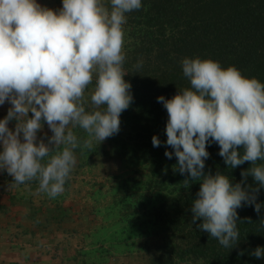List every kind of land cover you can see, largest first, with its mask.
I'll return each instance as SVG.
<instances>
[{"label":"clouds","instance_id":"1","mask_svg":"<svg viewBox=\"0 0 264 264\" xmlns=\"http://www.w3.org/2000/svg\"><path fill=\"white\" fill-rule=\"evenodd\" d=\"M142 6V0H62L53 9L38 0H0V106L10 105L0 118V171L16 184L37 180L55 198L77 164L74 129L87 133L84 146L119 132L121 113L134 99L123 68V26L126 14ZM181 65L190 87L157 97L168 114L164 155L176 157L173 170L185 175V188L200 182L192 223L200 221V231L232 249L240 240L237 209L264 208L257 200L264 188V82L211 58L185 57ZM45 123L51 135L40 136ZM161 143L153 135V147ZM211 143L231 170L251 162L240 181L205 171ZM248 176L258 183L248 184ZM250 255L264 258V246Z\"/></svg>","mask_w":264,"mask_h":264},{"label":"trees","instance_id":"2","mask_svg":"<svg viewBox=\"0 0 264 264\" xmlns=\"http://www.w3.org/2000/svg\"><path fill=\"white\" fill-rule=\"evenodd\" d=\"M142 3L141 9L126 14L123 26V68L128 73L125 79L131 82L134 99L121 113L119 132L103 142L94 140L90 146H84L87 133L79 127L74 129L80 146L74 150L77 164L65 184L66 194L83 166L97 164L102 158H116L122 173L109 191L110 203L105 208H94L109 221L97 238L106 256L113 252L143 254L144 264H264V258L250 255L257 246H264V208L259 214L254 206L237 209L240 240L232 249L200 231L196 226L200 221L192 223L190 207L200 182L192 181L185 188V175L173 170L176 157L168 159L164 155L165 148L170 149L164 143L168 114L157 101L161 94L171 98L179 89L190 87L182 71L181 61L185 57L211 58L223 67L234 65L243 75L264 82V0ZM91 89L92 85L85 92L89 101L85 107L89 110L93 107ZM5 115L0 114V118ZM14 126L15 121H10L9 127ZM45 133L51 135L46 123L38 135ZM153 135L159 136V147H153ZM207 148L210 156L205 162L206 172L224 171L235 183L242 179V170L251 166L246 161L231 170L218 154V144L211 143ZM247 183L258 182L248 176ZM23 184L39 189L37 180ZM10 200L13 202L14 197ZM257 200L264 203V188ZM56 208L63 213L61 216L41 218L38 214L48 208L31 206V214L38 215L36 227L46 230L50 223H60L67 212L64 206ZM22 226L26 233L30 231L29 226ZM108 227L112 232H107Z\"/></svg>","mask_w":264,"mask_h":264},{"label":"crops","instance_id":"3","mask_svg":"<svg viewBox=\"0 0 264 264\" xmlns=\"http://www.w3.org/2000/svg\"><path fill=\"white\" fill-rule=\"evenodd\" d=\"M9 107L7 102L0 106V114L7 113ZM99 162L83 166L73 177L68 193L64 190L55 198L30 185H18L6 171H0V264H118L120 257L130 254L113 252L106 256L97 241L102 226H109L104 213L94 211L102 205L101 190H97L102 184L95 185L90 172ZM59 205L67 212L60 223L52 222L46 230L36 227L38 215L61 216L56 208ZM31 206L48 210L35 217ZM22 225L29 226L30 231L26 233ZM107 230L112 232L110 227Z\"/></svg>","mask_w":264,"mask_h":264},{"label":"rangeland","instance_id":"4","mask_svg":"<svg viewBox=\"0 0 264 264\" xmlns=\"http://www.w3.org/2000/svg\"><path fill=\"white\" fill-rule=\"evenodd\" d=\"M42 6L58 9L62 6V0H38ZM90 172L95 179L94 184H102L97 190H101V208H105V204L110 201L109 191L117 179L121 177L120 161L116 158H102L101 162ZM145 257L143 254H135L120 258L118 264H144Z\"/></svg>","mask_w":264,"mask_h":264}]
</instances>
